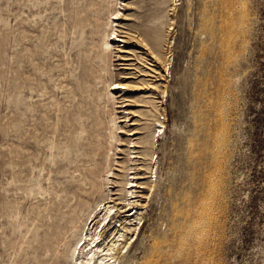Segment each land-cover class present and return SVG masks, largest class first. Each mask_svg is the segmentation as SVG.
Returning <instances> with one entry per match:
<instances>
[{
    "label": "rangeland",
    "instance_id": "1",
    "mask_svg": "<svg viewBox=\"0 0 264 264\" xmlns=\"http://www.w3.org/2000/svg\"><path fill=\"white\" fill-rule=\"evenodd\" d=\"M104 205L116 264H264V0H0V264H66Z\"/></svg>",
    "mask_w": 264,
    "mask_h": 264
},
{
    "label": "bare ground",
    "instance_id": "2",
    "mask_svg": "<svg viewBox=\"0 0 264 264\" xmlns=\"http://www.w3.org/2000/svg\"><path fill=\"white\" fill-rule=\"evenodd\" d=\"M111 2L116 3L117 0H111ZM112 23H113V21H110L109 28H110L111 35H114L115 33L113 32V29H112ZM162 37H163V35H162ZM109 38H110V34L107 33L106 35H104V38H103V41H102V44H101V48H100L102 50L103 55H104V59L106 61V64H108V62H109V60L111 58V55H112V51H111L112 47H111V42H109ZM114 39H115L114 43H118V42L122 43L124 41L122 39H118V36H116V35L114 36ZM143 41H145V39H143ZM145 42H147V41H145ZM150 43H152V42H150ZM153 44L154 43H152V45ZM149 45H151V44H149ZM156 45H154V48L151 46V49L153 48V50H154L156 47H158ZM159 48H157V51H159L158 50ZM150 51H152V50H150ZM155 53L156 52H154L153 54H155ZM161 53L162 52H160V54ZM113 85L114 86L117 85L116 88H115L116 90L122 89V87H123V84H113ZM107 93H108V97H107L108 101L113 103V101H114L113 94L111 93V91H109ZM157 120L153 123V127L152 128L151 127L150 128L146 127L149 130V133L146 134V136L141 141L139 140L138 142H136L137 145L141 144V145H144V146L147 147V146H150V145H152L154 143L155 134H156L157 129L160 130V129L164 128L162 123H160V121L159 120L157 121ZM117 130H118V128L116 127V124L113 122L112 127H111V132H110V138L113 140L114 143L117 142V136H116ZM129 143L134 144L133 142L128 140V144ZM150 147H152V146H150ZM134 149H135V147H134ZM129 151H130V148H127V150L125 152H123V153H126V156H127V158L123 161L124 164H127L132 159V158L129 157L130 154H131ZM142 157H144V156L142 155ZM146 157H147V153H146ZM112 161L113 160L111 159V156H109L108 159H107L108 163L106 165V167L108 169L111 167V163H113ZM126 167L127 166L124 165V169ZM128 168H127V173L129 174L130 173V171H129L130 169L128 170ZM123 170H120V171H123ZM140 172H142V171H140ZM132 178H134V177H132ZM139 184L136 181H134V180L133 181H126L125 183H122V185L120 184L121 188H119V191H117V192H119L118 194L120 195V199H119L120 201L119 202L123 201V202L127 203L126 206H128V209H127L126 212H129L131 209L133 210L135 208V207H130L131 206L130 200L137 198V194L138 193L136 191H133L132 189L136 188ZM126 185H129V187L126 188L125 187ZM149 186H150V184H149ZM144 187L146 188V186H144ZM91 192H92V190H90L89 192L88 191L85 192V194L89 195V193H91ZM109 199H110L109 195L105 194L104 195V200H109ZM136 202H138V201H133L132 203L133 204H137ZM110 203L111 202H109L108 204H110ZM89 209H90V212L88 210V212H89L88 217L85 218V219H82V222H81V225H80L79 229H76L75 231H72L73 232L72 235H73L74 242L71 244V246H70V248L68 250V253H67L66 257H65L66 264H116V263H118V261L121 259V257H120L121 250L126 248V245H127L126 241L128 240L127 238H128L130 229L128 227L123 226L122 224H120L118 227L115 226L109 232V235H107V233L105 231V228L109 226L110 221L108 223H106V221L110 218V216L112 215L113 212L114 213L117 212V210H118L117 207L115 205L114 206L112 205L111 207L110 206L106 207L105 205L103 206V209L101 211L103 213V217L101 216L102 217L101 222L103 221V224L104 223H106V224H105V226L102 227V229H100L101 226H99L101 222H99L98 224L95 223L94 225L92 224V226H90L91 223L97 218L94 217V218H92L93 220L91 221L90 217H92L91 215L93 214V211H94L93 209L94 208H89ZM126 212L124 211V213H126ZM134 218L136 220H138V221L142 220V217H139L138 215H135ZM89 219H90V221H89ZM193 230L192 229L190 231L188 230L189 232L185 233L184 237H186V241L187 242H189L188 241L189 239H194L196 237V234L194 233V231H197V230L196 229L194 231ZM87 241H88V243H87ZM182 251L183 250L176 251L175 254H174L175 257L176 258H180V254L183 253Z\"/></svg>",
    "mask_w": 264,
    "mask_h": 264
}]
</instances>
